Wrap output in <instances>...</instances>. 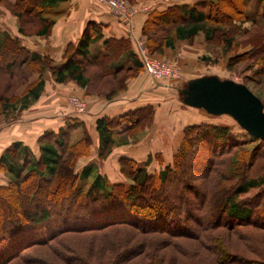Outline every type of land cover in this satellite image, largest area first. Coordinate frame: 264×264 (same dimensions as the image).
<instances>
[{"label": "trees", "instance_id": "obj_1", "mask_svg": "<svg viewBox=\"0 0 264 264\" xmlns=\"http://www.w3.org/2000/svg\"><path fill=\"white\" fill-rule=\"evenodd\" d=\"M61 1L0 0V5L17 18L19 34L47 36L53 25L49 13L56 7L54 4ZM232 4V0H197L191 6L177 3L168 4L160 10L155 7L149 13L140 36H146L149 26L164 31L171 26L175 39L191 41L207 21L206 8H209V12L219 13L223 7L231 9ZM237 14L247 20L243 9ZM226 19L231 24L232 17L228 15ZM249 22L250 26L258 29L255 21ZM34 28L36 31L31 33L30 29ZM100 34V28L89 23L78 43L66 46L63 62L57 66L48 57L36 55L21 46L17 39L5 38L0 44V79L6 77L13 81L23 69L38 72V78L16 102L12 101V95L7 99L1 96L4 107L12 108L17 103L20 105L16 110L20 112L37 100L46 71H50L56 83L75 82L84 89L85 97L111 99L123 92L127 81L143 71L144 66L138 53L130 52L128 39L105 38L103 45L106 54L91 58L89 45L94 35ZM155 34L153 32L146 39V49L150 54L162 45L170 47V38H158ZM161 39L166 40L165 45L163 42L161 44ZM125 55L127 57L124 58ZM122 59H125L124 62ZM121 72L131 75L107 82H114L107 92H91L86 88L89 82L86 79L90 76L100 82ZM91 85H94L93 82ZM198 111L207 114L201 109ZM154 114V107L146 106L115 118H100L96 123L100 142L98 156L105 158L112 151L113 146L117 145L116 137L129 134L135 138L142 133L148 125H152ZM72 129L69 126L59 132H44L38 139V157L21 142L10 144L0 156V174L9 175L7 182L0 184V264L22 261L24 264H95L90 257H94L96 252L100 257L97 264H153L151 257L142 256L140 251L137 253L133 249L124 257L120 258L118 251L111 258L114 248L117 250L124 246L121 244H114L111 249L108 244L100 248L96 243H89L83 251L76 246L81 236L97 234L109 227H126L144 235L162 233L196 242L200 240L199 233L205 231L226 229L234 232L241 227L264 231V208L259 210L247 201H237V197L246 195L250 190L260 189L261 182L244 180L235 188L221 191L222 196L217 197L219 195L216 193L211 195L205 189L190 184L182 169L184 163L190 161L192 170L202 172V168H207L208 153L222 154L238 148L240 144L230 141L228 127L205 126L202 123L185 126L176 152L168 160L161 155L156 156L161 166L158 172L149 173L144 165L120 158L124 177L133 178L134 182L125 180L112 183L98 174L93 182L95 186L101 188L104 185L110 189L108 193L96 194L90 190L92 185L87 192L79 185L81 180H88L90 167L77 169L78 162L89 156L90 138L84 135L80 141L72 144ZM192 196L196 198V208ZM196 209L202 214H197ZM70 239L76 240L74 247L67 244L66 240ZM55 244L57 247H54ZM143 245V242L138 243L136 247L142 248ZM50 248L54 250L52 257L27 256L28 251ZM208 251L217 264H231L224 249L213 247ZM199 254L191 255L190 260ZM84 255H87L85 260Z\"/></svg>", "mask_w": 264, "mask_h": 264}, {"label": "rangeland", "instance_id": "obj_2", "mask_svg": "<svg viewBox=\"0 0 264 264\" xmlns=\"http://www.w3.org/2000/svg\"><path fill=\"white\" fill-rule=\"evenodd\" d=\"M119 1L125 6L132 8V10H136V13L130 17L131 24L128 26L126 25L131 31L138 14V6L142 9L144 5L135 4L132 0ZM155 2L167 5L179 3L191 6L195 0H155ZM232 2L231 9L223 7L219 13L216 11L209 12V8H206L205 13L208 15L207 21L204 22L200 33L191 39V41L180 42L175 39L174 29H170L171 26H168L170 29H168L169 31H164L162 28L155 29L153 26H149L146 36L135 38V49L141 61L144 55L147 60L162 64L171 69V73L168 74L165 80H154L156 83L167 90H174V87L184 88L185 84L190 80L203 76H215L222 81H233L237 84L246 86L264 105V42L262 41L264 40V20L262 19L264 0H232ZM242 9L248 21H245L243 17L241 18L239 14H237V12ZM228 15L232 17L231 24L227 23L226 17ZM249 21H255L258 29L250 26ZM215 30L219 31L214 33ZM34 31H36L35 28L30 29L31 33ZM152 31L156 33L155 35H157L158 38H170V47H163L162 45L159 49L157 48L156 51H151V54L148 53L146 49V39L151 37ZM209 37L211 38L208 40ZM162 39L160 40L161 44L164 43L165 45L166 40L164 39L165 41H163ZM258 39H260L259 42H257ZM124 60L125 59H122V62H124ZM142 72L146 73L145 70ZM139 74L140 72H138V74L136 73L131 80L127 81L123 92L130 89V81L137 78ZM129 75L131 74L121 72L115 77L109 76L100 82H97L90 76L86 79L89 81L86 88L91 92H107L111 90L114 85V82L112 84H108L107 82L111 80L116 81L122 76ZM37 78L38 72H29L26 69L21 70L19 77H15L13 81L7 80L6 77L1 78L0 98L3 96L7 99L12 95V101L16 102L24 95L28 87L37 82ZM68 81L70 82V80ZM91 82H93V86ZM76 86L80 89L81 98L78 96H68L67 103L69 106H71L72 97L77 98L80 101L79 103L83 104L85 108L86 103L84 98H103L101 96L85 97L84 89L80 88L77 84ZM176 93H178V96L180 95L179 92ZM4 104L5 103L0 100V122L12 117L15 111H17V113L19 112V110L16 109L20 104L16 103L14 107L7 109L4 107ZM180 110L182 111V123L185 121L187 122L186 119L188 118L189 125L202 123L205 124V126H226L229 128L230 141H235L240 144L238 148L231 147L232 149L226 151V153H208L207 156L209 160L205 164L207 168H202V172H195V170H192L189 166L191 165L190 161H186L182 169L185 170L186 179L191 182L190 184L205 189L211 195L216 193L219 195L217 197H220L222 196L221 191L235 188L244 180H257L261 182L262 187L260 189L250 190L246 195L237 197V201H247L252 206H255L256 209L262 210L264 208V142L247 134L229 116L213 117L198 110L187 109L184 105ZM168 113L169 111H165V108L164 110L160 109L157 113L159 114L158 122L161 120L164 122L165 116ZM184 127L183 124L180 126L182 129ZM148 129H151V125H148L142 133L137 134L135 138L131 137L129 134L116 137V144H118V146H131L132 144H136L141 136L145 135L146 132L148 133ZM82 137L83 132L79 126L72 132V144L79 141ZM114 147L116 146H113L112 149H114ZM152 167L151 165L147 168L148 170H146L149 173H154ZM118 168H114L111 164L107 163L103 172L108 174L111 179L116 180L118 175H120V177L124 175ZM156 171L158 172V170H155V172ZM92 177L90 181H80L79 185L84 191L87 192L92 185L90 190L93 194L109 192L110 188L104 187V185H102L101 188L96 187L93 183L96 176ZM7 179H9L8 174H0V184L6 183ZM126 179H128L129 183L134 182L133 178L126 177ZM191 199L194 201V207L196 208V198L192 196ZM259 204L261 205V209L258 208ZM196 210L197 214H202L199 209ZM93 235H95V237H93ZM199 238L200 240L198 239L196 242L193 239L174 238L162 233L144 235L126 227H118L117 229H110L109 227L97 234L81 236L76 246L83 251L89 243H96L97 247L100 248L108 244L109 248L111 246V249L114 248V244H121L124 246H121L120 249L117 250L114 248L112 251L113 254L110 255L111 258H113L118 251L120 252L119 254H121L120 258L121 256L124 257L129 250L133 249L137 253L140 251V255L143 254L146 257H151L153 261L150 260V262L153 264H217L215 257L208 251L210 248L214 247L216 249H224L229 255L228 261L231 264H264V231L259 228L241 227L237 230L235 229L234 232L226 229L205 231L199 233ZM66 241L67 244L70 245L69 247H71V245L73 247L75 246V239ZM142 242L144 244L142 248H137L136 246L138 243ZM54 247H57V245L55 244ZM52 251L54 252L52 248L32 250L27 252V256L32 254V257L40 256L47 258L53 256ZM196 252L200 253L199 256L196 257L197 259L194 255L192 260H190L191 255ZM86 256H83L84 260ZM99 259L100 257H98L97 252L94 257H90L91 262L95 264L98 263ZM108 260H110V257ZM148 262L149 259L146 263ZM119 263H121V259ZM143 263H145V261H143ZM10 264H24V262H12Z\"/></svg>", "mask_w": 264, "mask_h": 264}, {"label": "crops", "instance_id": "obj_3", "mask_svg": "<svg viewBox=\"0 0 264 264\" xmlns=\"http://www.w3.org/2000/svg\"><path fill=\"white\" fill-rule=\"evenodd\" d=\"M132 2L142 4L144 7L141 6L142 9H140L138 6V14L131 31L93 0H63L61 3H53L56 7L49 13L53 25L47 36L19 34L16 18L0 5V44L7 37L17 39L21 46L36 55L48 57L57 66L63 62L62 56L66 46L77 44L86 26L93 23L100 28L101 34L94 35V39L89 45L88 52L91 58L106 54L103 40L109 37L118 40L128 39L129 50L135 53V38L140 36L149 13L155 7L160 10L167 4L156 3L155 0H132ZM125 57L127 56L125 55ZM179 88L174 87V90H167L141 71L137 78L130 81L129 90L118 93L111 99L84 98L86 111L83 114H78L67 103V97L78 96L81 98L80 89L71 81L62 84L54 82L50 71H47L42 77L38 99L28 105L26 109L18 113L15 111L12 117L0 122V156L10 144L21 142L38 157V139L44 132H59L69 126L73 127V132L80 126L83 137L87 135L90 138L91 146L89 156L78 162L77 169L90 167L89 181L93 178L92 176L98 174L112 183L127 181L128 179L124 175L121 177L118 175L117 179L113 180L103 172L107 163L114 168L119 167L118 169L122 171L119 163L120 158L136 161L140 165H144L146 169L152 165V170L155 172V170L161 169L156 161V156L161 155L165 160H168L180 145L182 139L180 126L182 124L189 125L188 118L187 122L182 123L181 120L182 111L180 108L183 104L176 92L180 94L183 87ZM146 106H152L155 109L153 123L151 129H148V133L146 132L137 140L136 144L131 146H118L117 144L105 158H100L98 156L100 142L96 131L97 121L104 117L122 116ZM164 108L169 113L166 114L164 122L162 120L158 122L159 114L157 113Z\"/></svg>", "mask_w": 264, "mask_h": 264}, {"label": "water", "instance_id": "obj_4", "mask_svg": "<svg viewBox=\"0 0 264 264\" xmlns=\"http://www.w3.org/2000/svg\"><path fill=\"white\" fill-rule=\"evenodd\" d=\"M179 96L183 105L214 117L229 116L247 134L264 141V105L246 86L203 76L188 81Z\"/></svg>", "mask_w": 264, "mask_h": 264}, {"label": "built area", "instance_id": "obj_5", "mask_svg": "<svg viewBox=\"0 0 264 264\" xmlns=\"http://www.w3.org/2000/svg\"><path fill=\"white\" fill-rule=\"evenodd\" d=\"M98 5L103 7L111 16H113L116 20L122 22L125 25L131 24V16L136 13V10H132V8L125 6L119 0H93ZM143 54V53H142ZM141 54V56H142ZM142 64L144 66V70L153 80L161 81L165 80L169 73H171V69L162 64L149 61L142 56ZM80 101L72 97L71 98V106L73 110L78 114H83L86 111V108L83 104L79 103Z\"/></svg>", "mask_w": 264, "mask_h": 264}]
</instances>
